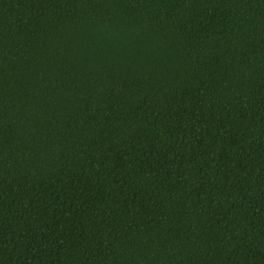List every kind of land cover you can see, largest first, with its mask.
Here are the masks:
<instances>
[{"label": "trees", "instance_id": "16d2710c", "mask_svg": "<svg viewBox=\"0 0 264 264\" xmlns=\"http://www.w3.org/2000/svg\"><path fill=\"white\" fill-rule=\"evenodd\" d=\"M0 264H264V0H0Z\"/></svg>", "mask_w": 264, "mask_h": 264}]
</instances>
